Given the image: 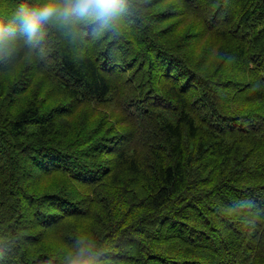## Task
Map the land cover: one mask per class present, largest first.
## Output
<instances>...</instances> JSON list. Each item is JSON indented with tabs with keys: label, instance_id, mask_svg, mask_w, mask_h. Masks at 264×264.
I'll list each match as a JSON object with an SVG mask.
<instances>
[{
	"label": "trees",
	"instance_id": "obj_1",
	"mask_svg": "<svg viewBox=\"0 0 264 264\" xmlns=\"http://www.w3.org/2000/svg\"><path fill=\"white\" fill-rule=\"evenodd\" d=\"M42 33L0 47V264H264V0Z\"/></svg>",
	"mask_w": 264,
	"mask_h": 264
},
{
	"label": "clouds",
	"instance_id": "obj_2",
	"mask_svg": "<svg viewBox=\"0 0 264 264\" xmlns=\"http://www.w3.org/2000/svg\"><path fill=\"white\" fill-rule=\"evenodd\" d=\"M125 5L126 0H44L36 6L22 5L7 27L0 23V47L15 37L17 29L35 45L43 35V26L54 20L96 29L110 27L123 14ZM79 243L82 246L69 257L68 264H97L91 245Z\"/></svg>",
	"mask_w": 264,
	"mask_h": 264
}]
</instances>
